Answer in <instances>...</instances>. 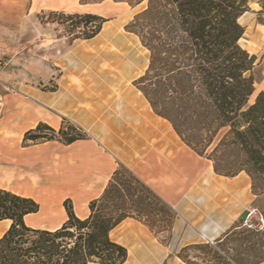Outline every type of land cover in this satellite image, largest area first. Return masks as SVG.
<instances>
[{"label": "crops", "instance_id": "1", "mask_svg": "<svg viewBox=\"0 0 264 264\" xmlns=\"http://www.w3.org/2000/svg\"><path fill=\"white\" fill-rule=\"evenodd\" d=\"M246 1L249 12L261 19L255 23V43L264 49L260 0ZM128 10L133 9L113 0H0L2 80L16 89L5 94L0 118V188L37 203L38 211L24 217L28 228L53 231L66 221L64 201L71 202L77 218H86L89 203L122 165L176 217L165 244L130 218L109 238L126 249L123 264H169L181 248L213 242L239 220L247 221L249 177L215 174L212 162L187 147L133 83L128 87L127 75L108 71L112 59L106 54L114 45L98 40L103 28L94 38L80 40L56 37L54 25L35 23L47 13L105 19ZM114 29L107 26L104 33ZM39 123L54 131L70 124L85 137L70 144H23L25 133ZM7 222H0V237Z\"/></svg>", "mask_w": 264, "mask_h": 264}, {"label": "trees", "instance_id": "2", "mask_svg": "<svg viewBox=\"0 0 264 264\" xmlns=\"http://www.w3.org/2000/svg\"><path fill=\"white\" fill-rule=\"evenodd\" d=\"M131 9L143 2L125 30L148 52L144 72L133 82L150 108L166 120L180 140L212 162L227 178L245 173L253 195L264 198V92L255 93L257 58L239 42V20L249 12L246 0H113ZM264 15V0H260ZM74 20L80 40L99 34L106 19L92 14L64 15ZM85 137L63 124L54 131L39 123L23 144L58 140L70 144ZM66 221L56 230L28 228L24 217L37 203L0 188V222L9 227L0 237V264H123L127 251L109 233L125 219L145 225L169 240L174 211L133 174L119 165L102 195L79 219L69 200ZM261 224L241 219L213 242L187 245L177 253L183 264H261L264 262V210ZM165 242V243H166Z\"/></svg>", "mask_w": 264, "mask_h": 264}, {"label": "rangeland", "instance_id": "3", "mask_svg": "<svg viewBox=\"0 0 264 264\" xmlns=\"http://www.w3.org/2000/svg\"><path fill=\"white\" fill-rule=\"evenodd\" d=\"M138 0H132V4ZM146 5V2L141 3L133 10H128L126 13L115 18H105L107 21L103 24V31L98 36V40H110L113 43V48L108 49L106 57L112 59L108 61V71L113 73H121L127 75L129 78V86L132 87L133 83L146 69L148 63V52L141 46L139 39L127 32L125 26L131 21L134 14L140 12ZM128 9V8H127ZM261 21L257 19L256 15H252V12L245 14L240 20L241 26L245 32L240 40V46L245 49L249 54L255 55L257 58L256 67L253 71L255 79V93L251 97L252 102L259 92H264V49H259V46L255 43V23ZM67 20L61 17L59 14H41L37 16L35 23L40 25H54L53 34L56 37H66L70 39H78L81 37L79 29L73 27L74 20ZM116 25L112 33H104L107 26ZM112 52V53H110ZM101 56V54H95V57ZM134 80V81H133ZM133 81V82H132ZM251 192V189H250ZM251 202L249 205V212L252 215L245 221L246 223H257L261 224L260 213L264 210V198L262 196H255L252 194ZM159 242L165 244L167 240V234L162 233L158 236ZM177 257V254H176ZM172 258V257H171ZM171 259L169 258V261ZM171 264H183L178 258H172ZM169 263V264H170Z\"/></svg>", "mask_w": 264, "mask_h": 264}, {"label": "built area", "instance_id": "4", "mask_svg": "<svg viewBox=\"0 0 264 264\" xmlns=\"http://www.w3.org/2000/svg\"><path fill=\"white\" fill-rule=\"evenodd\" d=\"M4 73V66L0 65V118H2L4 114V96L7 93H13L16 91L14 86H9L2 80V76ZM77 128V127H76ZM249 215H252V212H249ZM260 221L261 218H260Z\"/></svg>", "mask_w": 264, "mask_h": 264}]
</instances>
